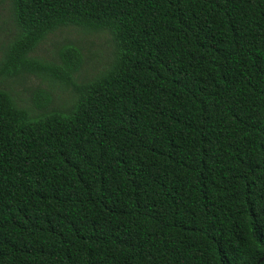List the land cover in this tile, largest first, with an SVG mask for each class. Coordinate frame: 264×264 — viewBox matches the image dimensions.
<instances>
[{"label": "trees", "instance_id": "trees-1", "mask_svg": "<svg viewBox=\"0 0 264 264\" xmlns=\"http://www.w3.org/2000/svg\"><path fill=\"white\" fill-rule=\"evenodd\" d=\"M11 18L0 264H264V0H11ZM69 26L114 44L81 81L80 43L36 54ZM28 74L48 83L22 97Z\"/></svg>", "mask_w": 264, "mask_h": 264}, {"label": "rangeland", "instance_id": "rangeland-1", "mask_svg": "<svg viewBox=\"0 0 264 264\" xmlns=\"http://www.w3.org/2000/svg\"><path fill=\"white\" fill-rule=\"evenodd\" d=\"M13 28L11 18V0H0V40H2L10 29ZM78 42L82 45L85 53V62L82 65L77 81L83 80L85 77L90 78L109 61L114 50V44L108 32H86L82 29L69 26L64 27L55 33L50 34L37 48L36 54L45 59H58V49L66 42ZM48 82L42 78L28 74L25 78L19 79L15 83L14 88L22 97H26L29 88ZM72 89L68 88L65 92L60 88H55L53 93L52 105H62L66 98H69Z\"/></svg>", "mask_w": 264, "mask_h": 264}]
</instances>
